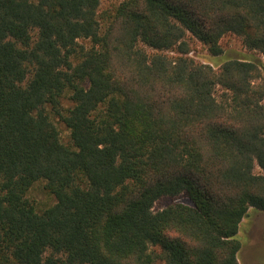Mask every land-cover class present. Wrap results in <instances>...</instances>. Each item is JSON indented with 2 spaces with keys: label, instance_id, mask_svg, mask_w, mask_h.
Instances as JSON below:
<instances>
[{
  "label": "trees",
  "instance_id": "trees-1",
  "mask_svg": "<svg viewBox=\"0 0 264 264\" xmlns=\"http://www.w3.org/2000/svg\"><path fill=\"white\" fill-rule=\"evenodd\" d=\"M101 6L0 0V264H239L264 213V0Z\"/></svg>",
  "mask_w": 264,
  "mask_h": 264
},
{
  "label": "rangeland",
  "instance_id": "rangeland-1",
  "mask_svg": "<svg viewBox=\"0 0 264 264\" xmlns=\"http://www.w3.org/2000/svg\"><path fill=\"white\" fill-rule=\"evenodd\" d=\"M122 0H102V6L99 12L113 8ZM221 47L223 51L238 53H246L242 48L239 39L235 36L228 35L221 40ZM256 58H260L258 54H254ZM190 56L198 62H209V56L204 46L198 42H194L191 47ZM56 126L60 132L63 143L68 142V130L59 121H55ZM258 171V168H255ZM29 200L33 201L38 209L42 210L54 203V197L45 189L41 182L35 183L29 189L27 194ZM176 202L189 204L187 198L181 196L176 199L161 198L154 203L153 210L159 211L168 205ZM250 215L243 219L240 225V230L237 234L241 249L238 255L239 264H264V213H254L250 211Z\"/></svg>",
  "mask_w": 264,
  "mask_h": 264
}]
</instances>
